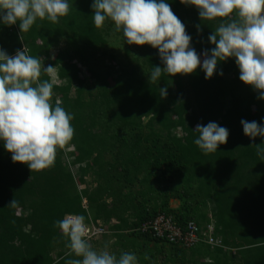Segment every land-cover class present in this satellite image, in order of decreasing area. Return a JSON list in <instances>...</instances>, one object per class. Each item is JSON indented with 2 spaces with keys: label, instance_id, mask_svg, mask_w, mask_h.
Returning <instances> with one entry per match:
<instances>
[{
  "label": "trees",
  "instance_id": "16d2710c",
  "mask_svg": "<svg viewBox=\"0 0 264 264\" xmlns=\"http://www.w3.org/2000/svg\"><path fill=\"white\" fill-rule=\"evenodd\" d=\"M91 3L70 0L69 13L58 23L38 19L23 41L18 24L0 25V47L10 55L25 43L42 66H54L40 79L53 83L50 102L59 99L72 113L75 130L57 148L54 164L39 172L13 162L0 143V264H65L78 258L66 255L67 238L55 226L68 213L86 223L99 221L107 230L103 239H117L122 252H135L138 264H264V161L252 145L264 138L250 139L240 123H261L264 99L239 79L234 58L219 62L209 79L198 67L149 82L153 67H163L158 49L124 44L110 20L96 28ZM168 3L198 54L214 47L208 36L222 18L203 22L194 6ZM111 41L116 49L109 48ZM164 87L167 96L161 97ZM208 122L226 127L229 136L206 155L193 141L196 125ZM201 196L204 206L196 199ZM172 200L180 205L172 207ZM159 213L174 216L181 227L195 221L201 240L183 248L134 231ZM210 215L212 236L221 238L215 246L203 234ZM240 217L247 219L246 240L236 230L242 226L234 227Z\"/></svg>",
  "mask_w": 264,
  "mask_h": 264
},
{
  "label": "clouds",
  "instance_id": "9594fccd",
  "mask_svg": "<svg viewBox=\"0 0 264 264\" xmlns=\"http://www.w3.org/2000/svg\"><path fill=\"white\" fill-rule=\"evenodd\" d=\"M179 2L194 6L203 22L222 18L208 36L214 47L197 53L191 45L192 36L168 0H92L90 7L96 28L110 20L115 31L122 32L124 43L148 44L158 49L163 67H153L149 82H156L162 73L190 74L198 67L205 73V79H209L216 73L219 62L234 58L239 79L257 91L259 99H264V0ZM69 11L70 0H0V25L18 24L22 40V34L38 19L58 23ZM196 27L200 31V25ZM53 69L52 65L42 66L38 57L29 54L25 44L13 55L0 47V143L11 153L13 162L26 163L31 172L51 167L57 148L64 146L75 131L72 113L59 99L54 105L50 102L53 83L40 79L42 71L51 74ZM218 74L223 75L222 71ZM160 96H167L166 87L160 88ZM261 121L242 119L243 133L252 140L257 136L264 138V117ZM194 132L198 135L193 143L206 155L216 152L229 136V130L217 122L197 124ZM252 145L257 157L264 161V142ZM15 204L12 200L9 205ZM209 217L211 222L207 227L211 225L214 231L215 219ZM89 222L101 224L93 219ZM85 224L88 223L83 216L71 213L55 222L60 234L67 238L70 251L66 255L78 257L67 259L65 264H138L135 252L117 255L107 248L94 249Z\"/></svg>",
  "mask_w": 264,
  "mask_h": 264
},
{
  "label": "built area",
  "instance_id": "2783aa9c",
  "mask_svg": "<svg viewBox=\"0 0 264 264\" xmlns=\"http://www.w3.org/2000/svg\"><path fill=\"white\" fill-rule=\"evenodd\" d=\"M86 231L89 240L107 233L104 226L96 225L94 222H89L86 225ZM134 231L149 234L153 238L165 240L183 248H190L201 240V230L195 221H188L184 227H181L175 221L174 216L166 213H159L155 218L141 223ZM212 233L213 227L210 225L208 230L203 233L204 240L211 246L219 245L221 240H216Z\"/></svg>",
  "mask_w": 264,
  "mask_h": 264
},
{
  "label": "rangeland",
  "instance_id": "374dc122",
  "mask_svg": "<svg viewBox=\"0 0 264 264\" xmlns=\"http://www.w3.org/2000/svg\"><path fill=\"white\" fill-rule=\"evenodd\" d=\"M15 27H17V26H15ZM112 38V37H111ZM110 38V39H111ZM109 39V40H110ZM115 42L116 41H111L110 43H109V48H113V49H116V46L114 45L115 44ZM25 43H23L22 45H24ZM125 44V43H124ZM27 46V45H26ZM23 47V46H22ZM27 48H28V46H27ZM108 48V47H107ZM108 48V49H109ZM132 48H134V47H132ZM28 50H29V48H28ZM30 54V53H29ZM202 59H203V57H202ZM85 75H83V76H85V78H89L90 77V74L87 72V71H84L83 72ZM147 120H145V122H146ZM73 170H74V172H76L77 173V168L76 167H73ZM151 170V169H150ZM152 171V170H151ZM154 172V171H153ZM87 180H88V182L90 183L91 181H90V179L89 178H87ZM94 180V179H93ZM93 186V183L90 185V187H92ZM84 187V186H83ZM82 188V187H81ZM196 199L197 200H199V205L200 206H204L203 204H204V202H205V200L203 199V197L201 196V197H196ZM206 204H207V202H206ZM172 207H178L179 205H180V203L179 202H177V200H173L172 202H171V204H170ZM247 220V219H246ZM245 219H244V222L246 221ZM243 222V220H242V217H240V218H238L237 219V222H236V224H234V227L236 228V225L238 226V225H240V226H242V227H237V231L238 232H240L241 234H242V236H241V238L243 237V240H246V239H248L249 238V235L250 234H248L247 232H248V223L247 222H245L244 223ZM113 224H114V220H112L111 221V223H109V225H108V227L110 228L111 226H113ZM243 224V225H242ZM244 225H245V228H244ZM117 240V239H116ZM116 240L112 237H108V239H103V237H100L99 239H98V243H95V244H92V246H93V248H95V249H97L98 251L99 250H103V249H105V248H107V250L108 251H110V252H113V253H115V251L117 250L118 252L119 251H123V250H121L120 248H121V246H119V243H117V244H115L116 243ZM116 246V247H115ZM156 262H158L159 264H162L160 261H156Z\"/></svg>",
  "mask_w": 264,
  "mask_h": 264
},
{
  "label": "crops",
  "instance_id": "0c3cea01",
  "mask_svg": "<svg viewBox=\"0 0 264 264\" xmlns=\"http://www.w3.org/2000/svg\"><path fill=\"white\" fill-rule=\"evenodd\" d=\"M172 201H173V200H172ZM172 201H171V202H172ZM177 202H178V201H177Z\"/></svg>",
  "mask_w": 264,
  "mask_h": 264
}]
</instances>
